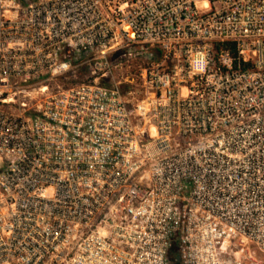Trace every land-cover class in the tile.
<instances>
[{
	"label": "built area",
	"instance_id": "built-area-1",
	"mask_svg": "<svg viewBox=\"0 0 264 264\" xmlns=\"http://www.w3.org/2000/svg\"><path fill=\"white\" fill-rule=\"evenodd\" d=\"M0 264H264V0H0Z\"/></svg>",
	"mask_w": 264,
	"mask_h": 264
},
{
	"label": "rangeland",
	"instance_id": "rangeland-1",
	"mask_svg": "<svg viewBox=\"0 0 264 264\" xmlns=\"http://www.w3.org/2000/svg\"><path fill=\"white\" fill-rule=\"evenodd\" d=\"M83 77H84L83 75H82L81 77H80V76L72 77V80H76V79H78V78H83ZM62 86H65V85L62 84Z\"/></svg>",
	"mask_w": 264,
	"mask_h": 264
}]
</instances>
